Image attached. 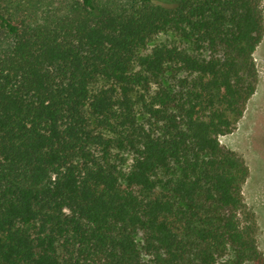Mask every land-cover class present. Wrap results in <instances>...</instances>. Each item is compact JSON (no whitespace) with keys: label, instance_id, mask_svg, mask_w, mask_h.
I'll return each mask as SVG.
<instances>
[{"label":"trees","instance_id":"obj_1","mask_svg":"<svg viewBox=\"0 0 264 264\" xmlns=\"http://www.w3.org/2000/svg\"><path fill=\"white\" fill-rule=\"evenodd\" d=\"M263 36V0H0V264H264L220 139Z\"/></svg>","mask_w":264,"mask_h":264},{"label":"rangeland","instance_id":"obj_2","mask_svg":"<svg viewBox=\"0 0 264 264\" xmlns=\"http://www.w3.org/2000/svg\"><path fill=\"white\" fill-rule=\"evenodd\" d=\"M176 40L174 34L160 35L150 42V47ZM254 59L257 69L255 93L249 99L236 128L220 139L223 145L241 155L249 166L250 173L243 193L246 202L256 213L257 240L264 254V36L254 52Z\"/></svg>","mask_w":264,"mask_h":264}]
</instances>
